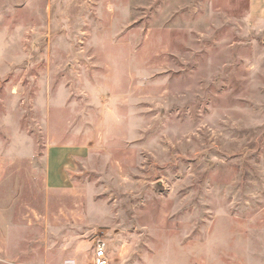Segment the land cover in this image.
Returning <instances> with one entry per match:
<instances>
[{
	"label": "rangeland",
	"instance_id": "rangeland-1",
	"mask_svg": "<svg viewBox=\"0 0 264 264\" xmlns=\"http://www.w3.org/2000/svg\"><path fill=\"white\" fill-rule=\"evenodd\" d=\"M264 264V0H0V264Z\"/></svg>",
	"mask_w": 264,
	"mask_h": 264
},
{
	"label": "built area",
	"instance_id": "built-area-1",
	"mask_svg": "<svg viewBox=\"0 0 264 264\" xmlns=\"http://www.w3.org/2000/svg\"><path fill=\"white\" fill-rule=\"evenodd\" d=\"M94 264H108V259L106 256V244L103 242L98 243Z\"/></svg>",
	"mask_w": 264,
	"mask_h": 264
}]
</instances>
